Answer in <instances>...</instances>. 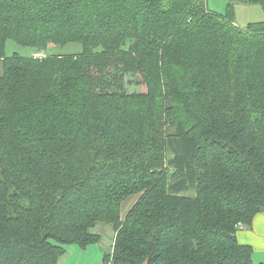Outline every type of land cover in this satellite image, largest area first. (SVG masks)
<instances>
[{"label": "trees", "instance_id": "1", "mask_svg": "<svg viewBox=\"0 0 264 264\" xmlns=\"http://www.w3.org/2000/svg\"><path fill=\"white\" fill-rule=\"evenodd\" d=\"M206 1L0 0V264H59L99 224L103 264H255L237 232L264 212V20Z\"/></svg>", "mask_w": 264, "mask_h": 264}, {"label": "rangeland", "instance_id": "2", "mask_svg": "<svg viewBox=\"0 0 264 264\" xmlns=\"http://www.w3.org/2000/svg\"><path fill=\"white\" fill-rule=\"evenodd\" d=\"M207 7L211 11L226 13L229 3H234L235 5V20L237 26L245 28L249 23L260 22L264 20V11L260 5L257 4H247L242 3L239 0H207ZM49 55L61 54V55H72L80 54L83 51V47L79 43H71L64 47H59L55 45H50L48 50H46ZM36 50L31 48H26L13 40H8L6 44V55L11 57L15 54L22 57L32 56ZM2 73L0 69V74ZM126 90L129 93L139 92V87L134 84L135 78L127 76ZM137 197H133L129 200L127 205H124L122 215L128 213L130 208L135 203ZM102 236L100 243L90 245L87 249L83 250L77 245L67 246V254L60 261L59 264H102L104 255L109 253L110 247L112 246L113 240L115 239V233L113 228L109 225L99 224L94 230Z\"/></svg>", "mask_w": 264, "mask_h": 264}, {"label": "crops", "instance_id": "3", "mask_svg": "<svg viewBox=\"0 0 264 264\" xmlns=\"http://www.w3.org/2000/svg\"><path fill=\"white\" fill-rule=\"evenodd\" d=\"M0 69L3 73L1 61ZM237 239L240 244L249 245L253 248L254 253L252 257L255 264H264V212L258 213L255 216L250 227L244 226L239 229Z\"/></svg>", "mask_w": 264, "mask_h": 264}, {"label": "built area", "instance_id": "4", "mask_svg": "<svg viewBox=\"0 0 264 264\" xmlns=\"http://www.w3.org/2000/svg\"><path fill=\"white\" fill-rule=\"evenodd\" d=\"M33 57L37 60H43V59H46L48 56L47 52H43V51H36L34 54H33ZM242 227V226H240Z\"/></svg>", "mask_w": 264, "mask_h": 264}]
</instances>
